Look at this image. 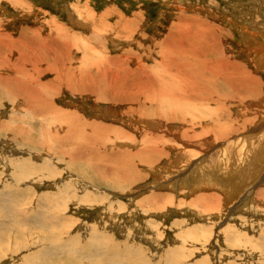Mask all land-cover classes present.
Returning a JSON list of instances; mask_svg holds the SVG:
<instances>
[{
	"label": "rangeland",
	"instance_id": "rangeland-1",
	"mask_svg": "<svg viewBox=\"0 0 264 264\" xmlns=\"http://www.w3.org/2000/svg\"><path fill=\"white\" fill-rule=\"evenodd\" d=\"M213 32L224 54L246 67L260 83L256 99L247 98L244 105L229 107L225 113L214 111L210 100L184 99L187 80L208 54ZM193 33L199 35L195 40L190 37ZM170 59L172 65L167 67ZM181 62L190 64L191 71ZM47 64L50 73L43 72ZM141 64L155 77L151 87L138 92L145 106H137L123 94L117 99L123 88L111 87L109 78L128 76L123 82L129 90L134 69ZM0 75V125L11 127L0 131V264H72L76 259L90 264L89 255L101 263L118 255L119 264L122 259L123 264H264V199H259L264 192V146H260L264 144V0H0ZM6 76L13 84L8 82L10 89L2 84ZM47 82L50 85L42 89L41 84ZM74 82L89 91L97 87L95 91L107 100L75 93V86L80 87ZM31 84L49 97L38 92L40 100H53V108L31 105L28 109L20 89ZM48 87H53L52 95ZM178 94L179 99L175 98ZM196 97L210 96L205 91ZM50 110L53 117H49L53 115ZM168 111L182 119L170 120ZM60 112L69 114L62 117ZM184 128L185 139L180 136ZM58 129H72L70 135L84 130L88 148L72 142L66 146L59 139L55 145V138L63 135ZM213 132L214 137L218 135L215 140ZM156 134L163 140H154ZM161 143L167 154L152 164L143 163L147 158L151 161L146 146ZM64 146L69 150L62 155L59 151ZM140 148L139 158L145 159L130 158L136 164L133 174H141L139 179L117 153L137 154ZM65 153L76 165L70 160L68 164ZM89 156L91 163L86 160ZM203 182L214 188L197 189ZM204 195L215 200L208 205L196 202Z\"/></svg>",
	"mask_w": 264,
	"mask_h": 264
},
{
	"label": "bare ground",
	"instance_id": "bare-ground-1",
	"mask_svg": "<svg viewBox=\"0 0 264 264\" xmlns=\"http://www.w3.org/2000/svg\"><path fill=\"white\" fill-rule=\"evenodd\" d=\"M195 24H197V23H195ZM207 24V23H206ZM208 25V24H207ZM206 26V25H205ZM213 27V26H212ZM208 28H211V27H208ZM198 31H202V30H198ZM207 31H213V30H208L207 29ZM197 36H199L197 33H193V34H191L190 35V37H196L197 38ZM201 36V35H200ZM182 38L183 37H180V42H181V40H182ZM194 39V38H193ZM199 39L201 40V38L199 37ZM195 40V39H194ZM208 42H211V43H208V54L206 53L205 54V58H204V60H199V62L198 63H200V64H197V66H195V67H197L198 68V70H197V72L196 71H191V70H189V67L192 69V67L190 66V64L188 65V64H184L183 65V63L181 62V63H179L180 65H182V67L183 66H185V65H187L188 66V70L189 71H191L190 73L191 74H194L193 76H191V78L189 79V80H187V82H189V84L188 85H186L187 87V90L185 91V93L184 94H186V97H184V99L185 100H187L186 102H188V101H191V102H194L195 100L197 101V102H199V101H202V100H210V101H212L213 102V104L215 105V106H217L216 108H215V106L213 107V109H215L214 111H216V109H217V111L216 112H221V113H225L224 111H227V109H229V107H232V106H234V105H244L242 102H244V100H246L247 98H249V99H251V100H254V99H256L255 97L256 96H258V93L260 92V88H259V86H260V83H259V80L257 79V78H255V77H253L252 75H251V73H249L248 72V70L246 69V67H244L242 64H240L238 61H235L234 60V58H229L228 56H226L225 54H224V52H223V50H222V48L220 47V44H219V40H218V35L216 34V32H213L212 33V35H211V37H210V39L208 40ZM163 44V43H162ZM187 44V43H186ZM181 45V44H180ZM186 46V45H185ZM184 46V47H185ZM190 47V46H189ZM41 49V48H40ZM183 49V46L181 45V49H179V54H180V51ZM166 50V49H165ZM190 50V49H189ZM196 51V50H195ZM52 52V51H51ZM50 52V53H51ZM175 52H177V51H175ZM172 53V52H171ZM178 53V52H177ZM182 53V52H181ZM193 53V52H192ZM177 55V54H176ZM180 55H182V54H180ZM202 55V54H201ZM28 57V56H27ZM119 57V56H118ZM166 56H164V58H165ZM177 57H178V55H177ZM182 57H184V55L182 56ZM24 58V57H23ZM163 58V57H162ZM28 59H30V57H28ZM176 59V58H175ZM24 60V59H23ZM174 60V59H173ZM181 59H179V61H180ZM54 61V60H53ZM171 59H170V61H167V63L165 64L167 67H170L171 65H172V63H171ZM188 61H190V60H188ZM31 62V61H30ZM55 62V61H54ZM111 62V61H110ZM186 61H184V63H185ZM192 62V61H191ZM66 63V62H65ZM112 63V62H111ZM174 63H176V62H174ZM173 63V64H174ZM186 63H189V62H186ZM195 63V62H194ZM194 63H193V65H194ZM14 64V63H13ZM12 64V65H13ZM177 64V63H176ZM175 64V65H176ZM192 64V63H191ZM18 65V64H17ZM37 65V64H36ZM178 65V64H177ZM27 66V65H26ZM40 66V65H39ZM181 67V68H182ZM194 67V66H193ZM34 68V67H33ZM45 68V67H44ZM164 68V67H163ZM174 68V67H173ZM178 68H179V65H178ZM183 68H185V67H183ZM25 69V68H24ZM51 65L50 64H47L46 65V68H45V71H43V72H49V71H51ZM147 68L144 66V65H137L136 66V68L134 69V79L133 80H131L130 82H131V84H130V89L128 90L127 89V84H125L124 82H123V79H126L128 76H111L109 79H110V81H111V87H113L114 89H122L123 88V91L121 92V93H118L117 94V96L119 97V98H117V99H120L121 100V94H123L124 95V98H129V99H134L133 101H132V103L133 102H135V104L138 106V105H142V106H145V102L144 101H146L145 99H144V101H140L139 100V98L137 97V95H138V92H141V90H143V89H145L146 87H151L152 85H153V83H154V78L155 77H153V75H151L150 73H148L149 71L148 70H146ZM176 69V68H175ZM194 69V68H193ZM178 70V69H177ZM182 71H183V69H181ZM180 70V71H181ZM11 71V70H10ZM21 71V70H20ZM56 71V70H55ZM54 71V72H55ZM101 71V70H100ZM108 71V70H107ZM165 71L166 72H168L169 70L166 68L165 69ZM176 71V70H175ZM202 71V72H201ZM40 72V71H39ZM96 72V71H95ZM98 72V71H97ZM160 72H162V71H160ZM170 72V71H169ZM177 72V71H176ZM178 72H179V70H178ZM194 72V73H193ZM200 72L202 73L201 75H199L200 74ZM203 72H205L204 74H203ZM27 73V72H26ZM25 73V74H26ZM31 73V72H30ZM50 73V72H49ZM163 73V72H162ZM186 73V72H185ZM36 74V73H35ZM56 74V73H55ZM183 74V73H182ZM188 74V73H187ZM156 75V74H155ZM180 75V74H179ZM12 76V75H11ZM17 76V75H16ZM71 76V75H70ZM74 76V75H73ZM143 76H146V78H145V80H143ZM185 76V75H184ZM0 77H1V75H0ZM188 78H189V75L187 76ZM186 77V78H187ZM198 77V81H197V78ZM3 78V75H2V77L0 78V79H2ZM27 78V77H26ZM59 78V77H58ZM95 78L97 79H99L100 78V73L98 72V74L97 75H95ZM165 78H167V77H165L164 76V79ZM71 79H72V77H71ZM75 79V78H74ZM79 78L77 77V80H78ZM168 79V78H167ZM27 80H29V79H27ZM196 80V81H195ZM14 81V80H13ZM30 81V80H29ZM38 81V80H37ZM36 81V82H37ZM52 81H54V80H52ZM59 81V80H58ZM71 81V80H70ZM165 81V80H164ZM177 81V80H176ZM179 81V80H178ZM8 82H9V84H11V86L13 85L12 83H11V81L9 80L8 81V79H7V76L2 80V84H3V86H6L8 89H10L9 88V85H8ZM15 82V81H14ZM20 82V81H19ZM26 82H28V81H26ZM35 82V81H34ZM41 82V81H40ZM167 82H170L169 80L167 81ZM174 82V81H173ZM30 83V82H29ZM42 83V82H41ZM54 83V82H53ZM72 83H73V81H72ZM76 85H78L77 87H80V88H77V89H75L76 88V86H75V88H74V91H75V93L77 92H82L83 94L82 95H92V96H94V97H99V98H97V99H101V100H104V99H106L107 100V96H105L103 93H101V92H99V91H95L96 89H97V87H96V89H91L90 91H89V89H87L88 87L86 86V88L85 87H82L81 86V84H79L80 82H74ZM91 83V82H90ZM166 83V82H165ZM180 83V85H182L181 84V82H179ZM178 83V84H179ZM35 84V83H34ZM55 84V83H54ZM57 84H59V83H57ZM110 84V83H109ZM164 84V83H163ZM175 84H177V83H175ZM177 84V85H178ZM184 84H185V82H184ZM193 84H196V85H198V86H200V88H195L196 86L195 85H193ZM36 85V84H35ZM50 85V82H47V83H44V84H41V88L42 89H47V86H49ZM60 85V84H59ZM62 85V84H61ZM73 85V84H72ZM82 85H85V83H83ZM87 85V84H86ZM157 84H155L154 86H156ZM165 85V84H164ZM31 86L32 87H29L28 89H26V87L25 88H23V89H20L21 91H22V93L24 94V98H25V100H26V104H27V107H28V109L29 110H31V108H33V107H37V106H39V105H42L41 106V110H42V108H44V107H46L47 109H49V106H52V105H50V102L52 103L53 102V100L51 101H49L48 99H43V97H41V99L42 100H40V97H39V93L38 92H40L41 90H40V88L39 89H37L34 85H32L31 84ZM37 86H38V83H37ZM65 86V85H64ZM153 86V87H154ZM183 86V85H182ZM195 86V87H194ZM39 87V86H38ZM93 87V86H92ZM172 87V86H171ZM175 87V86H174ZM51 88H53V87H51ZM51 88L49 89V87H48V89L49 90H51ZM55 88V87H54ZM83 88V89H82ZM177 88H179V86H177ZM176 88V89H177ZM182 88V87H181ZM184 89V88H183ZM210 89V90H209ZM40 90V91H39ZM48 90V91H49ZM68 90V89H67ZM128 90V91H127ZM153 90V89H152ZM156 90V89H155ZM185 90V89H184ZM183 90V91H184ZM16 91V90H15ZM47 90H46V93L48 92ZM74 91L72 92V93H74ZM93 91H95V92H93ZM113 91V90H112ZM158 91V90H157ZM181 91V90H180ZM180 91H175L176 93H179ZM182 91V92H183ZM205 91H207L208 93H209V96L210 97H208V98H204V99H201L200 97V99L198 98V97H196V96H201ZM10 92V91H9ZM17 92V91H16ZM52 90L50 91V93L49 94H51L52 95ZM54 92V91H53ZM71 92V91H70ZM159 92V91H158ZM175 92H173V93H175ZM182 92H180V93H182ZM41 93V92H40ZM42 93H44V92H42ZM42 93H41V95H42ZM56 93V92H55ZM55 93H53V96H54V94ZM74 93V94H75ZM86 93H88V94H86ZM116 93V92H115ZM8 94H11V92L10 93H8ZM81 93H79V95H80ZM108 94V93H107ZM141 94V93H140ZM145 94V93H144ZM154 94V93H153ZM261 93H259V95H260ZM17 95V94H16ZM51 95H50V97H51ZM56 95V94H55ZM147 95V94H146ZM152 95V94H151ZM168 95V94H167ZM12 96H13V93H12ZM44 97L46 96V97H48V95L46 94L45 95V93H44V95H43ZM116 96V97H117ZM155 96H156V93H155ZM154 96V97H155ZM158 96V95H157ZM164 96V98H165V96L166 95H163ZM176 96H179V94L178 95H175V98H177ZM180 96H181V94H180ZM183 96H185V95H183L182 94V97ZM115 97V98H116ZM168 97V96H167ZM173 97H174V94H173ZM254 98V99H252V98ZM49 98V97H48ZM152 98V97H151ZM158 98V97H157ZM161 98L162 97H160V100H161ZM171 98V97H170ZM197 98H198V100H197ZM18 99V98H17ZM20 99H21V97H20ZM97 99H96V101H97ZM150 99V98H149ZM159 99V98H158ZM167 99H169V98H167ZM172 99H174V98H172ZM177 99H179V98H177ZM177 99H174V100H177ZM183 99V98H182ZM181 99V100H182ZM105 100V101H106ZM123 100V99H122ZM142 100V99H141ZM151 100H153V99H151ZM156 100V99H155ZM162 100H164V99H162ZM161 100V101H162ZM39 101H40V103H39ZM148 101V100H147ZM150 101V100H149ZM148 101V102H149ZM179 101V100H178ZM195 101V102H196ZM108 102V101H107ZM124 102H126V103H129L130 104V102L129 101H124ZM151 102V101H150ZM171 101H170V99H169V103H170ZM177 102V101H176ZM194 102V103H195ZM247 102V101H246ZM118 103V102H117ZM121 103H123V102H121ZM120 103V104H121ZM153 102H151V104H152ZM158 103V102H157ZM160 103V102H159ZM168 103V102H167ZM166 103V104H167ZM171 103H173V102H171ZM245 103V102H244ZM149 104V103H148ZM155 104V103H154ZM165 104V105H166ZM174 104V103H173ZM177 104V103H176ZM184 104V103H183ZM31 105H34L33 107L31 106ZM177 105H179V104H177ZM181 105V104H180ZM188 105V104H187ZM150 106V105H149ZM156 106V105H155ZM157 106H160L159 104L157 105ZM164 106V105H163ZM185 106H186V103H185ZM133 107H135V106H133ZM152 107V106H151ZM150 107V108H151ZM168 107V106H167ZM174 107V106H173ZM171 108V109H174V108H176V107H174V108ZM177 107H179V106H177ZM182 107V106H181ZM184 107V106H183ZM39 108V107H38ZM52 108H53V106H52ZM136 108H138V107H136ZM158 108H160V107H158ZM165 108V107H164ZM170 108V107H169ZM186 108H188V106H186ZM46 109V110H47ZM170 109V110H171ZM180 109V108H179ZM183 109H185V107L184 108H182V110ZM139 110H140V108H139ZM143 110V109H142ZM150 110V109H149ZM155 110H158V109H155ZM167 110H168V108H167ZM52 111H53V109H52ZM131 111V110H130ZM144 111V110H143ZM164 111L166 112V109H164ZM176 111H177V109H176ZM180 111V110H179ZM184 111V110H183ZM25 112V111H24ZM50 112V115L53 113H51V110L49 111ZM121 112V111H120ZM158 112V111H157ZM156 112V113H157ZM160 112H163L162 110L160 111ZM164 112V113H165ZM171 112V111H170ZM180 112H182V111H180ZM213 112V111H212ZM213 113V114H217V113ZM63 113H65V112H63ZM63 113L61 114V112H60V114L62 115V117H63ZM72 113V112H71ZM70 113V114H71ZM154 113H155V111H154ZM163 113V114H164ZM172 113H174V111L172 110ZM172 113H169V111H168V114L169 115H171V117H172V119L170 118V116H168V115H166V116H168V118L170 119V120H175V117L176 118H178L179 116L178 115H180V114H178L177 112H175V114H174V116H173V114ZM221 113H220V116H221ZM66 115H68L69 113H65ZM64 114V116H66ZM75 114V113H74ZM127 114V113H126ZM132 114V113H131ZM146 114V113H145ZM152 114V113H151ZM161 114V113H160ZM185 114V113H184ZM228 114V113H227ZM227 114H224V115H227ZM58 115V114H57ZM153 115V114H152ZM156 115V114H155ZM30 116V115H29ZM54 116V113H53V115H51V116H49V117H53ZM165 116V119L167 118ZM178 116V117H177ZM181 116V115H180ZM186 115H184V117H185ZM218 116V115H217ZM228 116V115H227ZM23 117V116H22ZM70 117V116H69ZM150 117H152V116H150ZM20 118V117H19ZM23 118H25V117H23ZM55 118H58V117H56L55 116ZM60 118V117H59ZM162 118V117H161ZM180 119H182L181 117H179ZM225 118L226 119H228L226 116H225ZM20 119H22V118H20ZM51 119V118H50ZM53 120H54V118H52ZM62 119V118H61ZM66 119V118H65ZM77 119V118H76ZM164 119V118H163ZM163 119H161V120H163ZM232 119V118H231ZM24 120V119H23ZM58 120V119H57ZM56 120V121H57ZM70 120V119H69ZM69 120H68V122H69ZM78 120H80V119H78ZM77 120V121H78ZM83 122H84V120H83V117H82V119H81ZM167 120V119H166ZM166 120H163V121H165V124H166ZM196 120V119H195ZM195 120H193V122H194V124L196 125V122H195ZM217 120V119H216ZM41 121V120H40ZM56 121H52L53 123L54 122H56ZM59 121V120H58ZM61 121V120H60ZM63 121H64V119H63ZM62 121V122H63ZM74 121V120H73ZM72 121V122H73ZM76 121V122H77ZM87 121V120H86ZM86 121H85V123H84V125H88V124H86ZM89 121V120H88ZM93 121V120H92ZM149 121V120H148ZM148 121L146 122V123H148ZM158 121V120H157ZM160 121V120H159ZM163 121H161V122H163ZM197 121V120H196ZM218 122H220L219 120H217ZM226 121V120H225ZM43 122V121H42ZM66 122H67V120H66ZM72 122H70V123H72ZM91 122V121H90ZM89 122V123H90ZM94 122V121H93ZM142 122L144 123V121L142 120ZM167 122H170V121H167ZM193 122H192V124H193ZM224 122V121H223ZM244 122H247V123H249V120H247V121H244ZM24 123V122H23ZM69 123V124H70ZM81 123V122H80ZM78 124V122L76 123V124H78L79 126L81 125V124ZM88 123V122H87ZM149 123H152V122H149ZM148 123V124H149ZM156 123V122H155ZM154 123V124H155ZM200 123V122H199ZM222 123V122H221ZM227 123V122H226ZM234 123V122H233ZM240 123V122H239ZM56 124V123H55ZM61 124V123H60ZM67 124V123H66ZM92 124H94L95 125V122L94 123H92ZM91 124V125H92ZM97 124V123H96ZM153 124V123H152ZM151 124V125H152ZM218 124V123H217ZM235 124V123H234ZM237 124V123H236ZM47 125V124H46ZM52 125V124H51ZM51 125H48V126H50L51 127ZM59 125V124H58ZM58 125L56 124V127L58 128ZM64 125V124H63ZM62 125V126H63ZM68 125V124H67ZM66 125V126H67ZM72 125H73V123H72ZM90 125V124H89ZM94 125H93V127H94ZM156 125V124H155ZM164 125V124H163ZM199 125V124H198ZM216 125V124H215ZM221 125V124H220ZM223 125V124H222ZM232 125V124H231ZM230 125V126H231ZM239 125V124H238ZM243 125V124H242ZM245 125V124H244ZM243 125V126H244ZM23 126V125H22ZM43 126H45V125H43ZM65 126V125H64ZM77 126V125H76ZM102 126V125H101ZM104 126V125H103ZM102 126V127H103ZM154 126V125H153ZM165 126V125H164ZM193 126V125H192ZM224 126V125H223ZM5 127V128H4ZM10 126H8V125H5V123H2L1 125H0V131H5V129H8ZM16 127V126H15ZM60 127V126H59ZM68 127H69V125H68ZM78 127V126H77ZM84 127V126H83ZM82 127V128H83ZM92 126H91V128L90 129H92L93 128ZM99 127V126H98ZM98 127H97V130H98ZM114 127V126H113ZM155 127H158V125H156ZM161 127V126H160ZM201 127V126H200ZM199 127V128H200ZM205 127V129L208 131V128H206V126H204ZM217 127H219L218 125H217ZM217 127H215L216 129H217ZM232 127V126H231ZM231 127H229L230 128V131L232 130L231 129ZM242 127V126H241ZM11 128V127H10ZM13 128H14V126H13ZM29 128V127H28ZM44 128H46V126L44 127ZM52 128V127H51ZM63 128V127H62ZM75 128V127H74ZM80 128V127H79ZM85 129H86V127H84ZM83 128V129H84ZM101 128V127H100ZM99 128V129H100ZM104 128V127H103ZM102 128V129H103ZM105 128H107L106 126H105ZM104 128V129H105ZM109 128V127H108ZM107 128V129H108ZM187 128H189L188 126H187ZM186 128V129H187ZM202 128H203V126H202ZM210 128V127H209ZM213 128H214V126H213ZM213 128H212V130H213ZM224 129V127H221L220 129V132H217V133H221V131ZM1 129H4V130H1ZM73 129V128H72ZM71 129V130H72ZM88 129V128H87ZM171 129V128H170ZM185 129V128H184ZM183 130L182 129V131H183V133H182V135H180L181 136V138H184L183 137V135L186 133V131L187 130ZM211 129V128H210ZM209 129V130H210ZM228 129V128H227ZM236 129H238V130H240V129H242V128H236ZM57 130V129H56ZM61 129H58V132H62V136L60 135V137H56L55 138V141H53V143L55 142V145H56V142L58 141V139L59 140H61V141H64V144H66V146L67 145H70V143L72 142L74 145L75 144H80V145H85L86 144V146L85 147H87V145H88V141H89V136H86L87 135V133L86 134H82V131H84V130H82L81 132H75L74 130V132L70 135L69 133H70V131L69 132H67V130L66 131H64L65 129H63V130H61ZM96 130V131H97ZM101 130V129H100ZM106 130V129H105ZM167 130V129H166ZM205 130V133L207 132ZM211 130V131H212ZM215 130V129H214ZM12 131V130H11ZM30 131V130H29ZM39 131V130H38ZM42 131H43V129H42ZM44 131H46L45 129H44ZM104 131V130H103ZM119 131V130H118ZM151 131V130H150ZM200 131H202V129L201 130H199V132ZM218 131H219V128H218ZM227 131V130H226ZM230 131H229V133H230ZM55 132H57V131H55ZM57 132V133H58ZM72 132V131H71ZM90 132V131H89ZM98 132V131H97ZM100 132V131H99ZM114 132V131H113ZM125 132V131H124ZM149 132V131H148ZM160 132V131H159ZM177 132V131H176ZM203 132V131H202ZM209 132V131H208ZM254 132H256V131H254ZM18 133H20V131L18 132ZM17 133V134H18ZM43 133V132H42ZM46 133H47V131H46ZM56 133V134H57ZM84 133H85V131H84ZM111 133V132H110ZM145 133V132H144ZM144 133H143V135H144ZM197 133V132H196ZM204 133V132H203ZM14 134V133H13ZM17 134H15V135H17ZM28 134V133H27ZM44 134V133H43ZM60 134V133H59ZM90 134V133H89ZM92 134V133H91ZM94 134V133H93ZM97 134V133H96ZM95 134V135H96ZM99 134V133H98ZM116 133H114V134H112V136L113 135H115ZM120 133H118V135H119ZM127 134V133H126ZM149 134H151V133H149ZM155 134V133H154ZM153 134V135H154ZM158 134V133H157ZM156 134V135H157ZM192 134V133H191ZM190 134V135H191ZM210 135H211V133H209ZM236 134V133H235ZM58 135V134H57ZM95 135H93L94 137H95ZM106 136H107V133L105 134ZM104 135V136H105ZM109 136H110V134H108ZM156 135H155V138L156 139H154V140H163V138L162 137H159L158 135H157V137H156ZM163 135V134H162ZM170 135V134H169ZM171 135H173V134H171ZM175 135V134H174ZM193 135H195V134H193ZM199 135V134H198ZM200 135H202V134H200ZM224 135V134H223ZM13 136V135H12ZM92 136V137H93ZM97 136H99L100 137V135H96V137L95 138H97ZM106 136H105V139H107L106 138ZM116 136V135H115ZM128 136V135H127ZM149 136H151V135H149ZM161 136V135H160ZM164 137H165V134L163 135ZM205 137H206V135H204ZM215 136H216V134H215ZM218 136V135H217ZM216 136V137H217ZM253 136H254V134H253ZM21 137V136H20ZM54 137V136H53ZM90 137H91V135H90ZM98 137V138H99ZM117 137V136H116ZM152 137V136H151ZM169 137H171V136H169ZM174 137V136H173ZM173 137H171V138H173ZM188 137H190V136H188ZM209 137V136H208ZM207 137V138H208ZM212 137H214V132H213V135H212ZM216 137H214V140H215V138ZM220 137L222 138V136L220 135ZM219 137V138H220ZM229 137V136H228ZM252 137V136H251ZM262 137V136H261ZM97 138V139H98ZM109 138V137H108ZM111 138V137H110ZM119 138H120V136H119ZM118 138V139H119ZM122 138H124V137H122ZM166 138V137H165ZM164 138V139H165ZM175 138V137H174ZM173 138V139H174ZM191 138H193L192 136H191ZM195 138V137H194ZM223 138H225L224 136H223ZM226 138H227V135H226ZM53 139V138H52ZM76 139H78V142H77V140ZM113 139L115 140V138L113 137ZM112 139V140H113ZM117 139V138H116ZM117 139V140H118ZM127 139V138H126ZM142 139V138H141ZM145 139V138H144ZM167 139V138H166ZM185 139V138H184ZM183 139V140H184ZM188 139V138H187ZM213 139V138H212ZM99 140V139H98ZM111 140V139H110ZM111 140V141H112ZM146 140V139H145ZM168 140V139H167ZM196 140V139H195ZM201 140H203V138L201 139ZM206 140V139H205ZM242 140V139H241ZM41 141H43L42 139H41ZM103 141H104V139H103ZM120 141V140H119ZM118 141V142H119ZM156 141V142H157ZM194 141V140H193ZM192 141V142H193ZM45 142V141H44ZM43 142V144H45ZM100 142H101V139H100ZM148 142H150V140L148 141ZM152 142V141H151ZM155 142V143H156ZM165 142V141H164ZM163 142V143H164ZM172 142H174V140L172 141ZM200 142V141H199ZM214 142V141H213ZM260 142H261V139H260ZM50 143H51V141H50ZM94 143L95 142H93L92 144L94 145ZM105 143H107V142H105ZM108 143H109V141H108ZM169 143V142H168ZM215 143V142H214ZM57 144H58V142H57ZM90 144V143H89ZM98 144V143H97ZM162 144V143H161ZM161 144H155V145H153L151 148H147V146L146 145H144V146H146V148L145 147H143V148H145V150H148V154H151V161H147V160H150V159H145V158H143V159H145L144 160V162L143 163H149V164H152V163H154V160H156V158H161L162 157V155L164 154V155H166L167 154V150H166V148L163 146V144H162V146H160ZM164 144H166V143H164ZM172 144H174V143H172ZM117 145V144H116ZM98 146V145H97ZM99 146L100 147H103L104 145H103V143H102V145H101V143L99 144ZM260 146H264V144L262 145H260ZM73 147V146H72ZM75 147H76V145H75ZM78 148L80 147V146H77ZM91 147H93V146H91ZM100 147H99V149H100ZM124 147V146H123ZM135 147V146H134ZM33 148H35L36 150H37V148L38 147H33ZM77 148V149H78ZM84 147H81V150L83 149ZM88 148V147H87ZM86 148V150H88ZM118 148V147H117ZM129 148V147H128ZM67 149V151L69 150L67 147L65 148V146L63 147V149H61L60 151H59V153H63V152H65V150ZM74 149V148H73ZM76 149V148H75ZM130 149V148H129ZM135 149V148H134ZM262 149V148H261ZM85 150V151H86ZM91 150V149H90ZM105 150V149H104ZM140 150H141V152L139 151V150H137L136 151V153L137 154H135V152H132V153H134V154H131L130 152H128V151H126V150H124V152H120L119 153V151H118V153L117 154H119L118 156L119 157H121V161H123V162H126V161H128V167H131V174H132V176H135L134 178H141V174H133V172H135L134 171V168L136 167V164L135 163H133L134 161H133V159L132 160H130V158H132L131 157V155H136V156H138L137 157V161H141V160H143V159H141V158H139V156L140 155H142V149L140 148ZM144 150V149H143ZM144 150V151H145ZM263 150V149H262ZM43 151H45L46 152V150H43ZM70 151H71V149H70ZM84 150H83V152H85ZM99 151V150H98ZM101 151H102V148H101ZM139 151V152H138ZM226 151V150H225ZM259 151V150H258ZM261 151V150H260ZM71 152H75L74 150L73 151H71ZM105 152V151H104ZM147 152V151H146ZM146 152H144V153H146ZM189 152V151H188ZM187 152V153H188ZM263 152V151H262ZM68 153V152H67ZM67 153H65V157L68 159V164L69 163H71V162H69V160L70 161H72L71 160V156H67L66 154ZM100 153V152H99ZM64 154V153H63ZM62 154V155H63ZM147 154V153H146ZM189 154V153H188ZM69 155V154H68ZM84 155V154H83ZM110 155H113V154H110ZM163 155V156H164ZM191 155H193V154H191ZM52 156V155H51ZM97 156V155H96ZM106 156V155H105ZM250 156H252V155H250ZM253 156H254V153H253ZM255 156H257L256 154H255ZM53 157V156H52ZM76 157V156H75ZM85 157H87V156H85ZM90 157V156H89ZM103 157V156H102ZM118 157V158H119ZM143 157H145V156H143ZM146 157H147V155H146ZM192 157V156H191ZM194 157V156H193ZM217 157V156H216ZM55 158V157H54ZM91 158L92 157H90V159H86V160H90V163H91ZM149 158H150V156H149ZM215 158V157H214ZM257 158V157H256ZM76 159V158H75ZM120 159V158H119ZM141 159V160H140ZM217 159V158H216ZM233 159V158H232ZM259 159V158H258ZM112 160H114V159H112ZM117 160V159H116ZM136 160V159H135ZM213 160V159H212ZM75 161V160H74ZM74 161H72V162H74ZM83 161V160H82ZM103 161V160H102ZM133 161V162H132ZM53 162V161H52ZM81 162V161H80ZM92 162H93V160H92ZM116 162V161H115ZM142 162V161H141ZM75 163V164H74ZM73 164L74 165H76V163L77 162H74ZM102 163V162H101ZM117 163V162H116ZM137 163V162H136ZM227 163V162H226ZM72 164V163H71ZM70 164V165H71ZM79 164V163H78ZM95 164V163H94ZM98 164V163H97ZM97 164H96V167H98L97 166ZM106 164V163H105ZM120 164V163H119ZM123 164V163H122ZM121 164V165H122ZM141 164V163H140ZM74 165H73V167H74ZM84 165V164H83ZM89 165V164H88ZM91 165V164H90ZM101 165V164H100ZM118 165V164H117ZM125 165V164H124ZM130 165V166H129ZM145 165V164H144ZM212 165V164H211ZM254 165V164H253ZM67 166V165H66ZM104 166V165H103ZM126 166V165H125ZM150 166V165H149ZM256 165H254V166H252V167H255ZM78 167V166H77ZM85 167V166H84ZM105 167H107V165L105 166ZM127 167V168H128ZM257 167V166H256ZM255 167V168H256ZM75 168V167H74ZM83 168V167H82ZM98 168H100V167H98ZM118 168V167H117ZM124 168H126V167H124ZM89 169H90V167H89ZM88 169V170H89ZM121 169H123V168H121ZM257 169V168H256ZM100 170V169H99ZM111 170V169H110ZM119 170V169H118ZM78 171V170H77ZM91 171V170H90ZM95 171V169L93 168V172ZM253 171H255V170H253ZM257 171V170H256ZM251 172V171H250ZM101 173V172H100ZM125 173H127V172H125ZM141 173V172H140ZM25 174V173H24ZM109 174V173H108ZM107 174V175H108ZM117 174V173H116ZM143 174V173H142ZM94 175H95V172H94ZM99 175V174H98ZM111 175V174H110ZM122 175L123 174H120V175H118L117 174V176H120V177H122ZM128 175V174H127ZM235 175V174H234ZM233 175V176H234ZM112 176V175H111ZM129 176V175H128ZM52 177V176H51ZM80 177V176H79ZM103 177V176H102ZM114 177V176H113ZM130 177V176H129ZM27 177H25V179H26ZM105 178V177H104ZM106 178H108V177H106ZM112 178V177H111ZM122 178H127V180L129 179L128 177H122ZM142 178H144V177H142ZM168 179V178H167ZM37 180V179H36ZM39 180V179H38ZM94 180V179H93ZM119 180V179H118ZM138 180V179H137ZM104 181H105V179H104ZM128 181H131L130 179L128 180ZM225 181V180H224ZM91 182H93V181H91ZM108 182V181H107ZM122 182V181H121ZM120 183V182H119ZM105 184H106V181H105ZM203 184H205L204 182L203 183H201L200 185H201V187L200 188H197V189H210V188H214V186H211V183L210 182H207L206 183V186H204ZM226 184V183H225ZM115 185H117V184H115ZM129 185V184H128ZM231 185V184H230ZM124 186V185H123ZM197 186H198V184H197ZM66 191H69V190H66ZM155 194V193H154ZM153 193L151 194V195H154ZM156 195H158V194H156ZM258 195H260V194H258ZM150 196V195H149ZM149 196H147V197H149ZM9 199V198H8ZM213 199L215 200V198H214V196H207V195H204V196H201V197H199V198H197V200H196V202L197 201H201L203 204H207L208 205V203H210V202H212L213 201ZM259 199H264V192H262V196L261 197H259ZM194 202V201H193ZM200 202V203H201ZM218 204V202H214V204ZM192 204V203H191ZM212 204H210V206H211ZM156 209V208H155ZM42 222V221H41ZM41 222H40V224H39V229H40V225H42L41 224ZM37 223H38V221H37ZM43 223V222H42ZM47 224V223H46ZM44 225V224H43ZM54 226V225H53ZM43 229H44V226H41ZM49 227V226H48ZM47 227V228H48ZM41 228V229H42ZM46 228V229H47ZM55 229V228H54ZM44 231V230H43ZM25 233V232H24ZM3 239H1V241H2ZM59 249V248H58ZM92 252V251H91ZM132 252V251H131ZM131 252H129V254H131ZM89 253V252H88ZM103 253V252H102ZM84 254V253H83ZM91 254V253H90ZM94 254V253H93ZM119 254V253H118ZM100 255V254H99ZM114 255V254H113ZM90 256V255H89ZM89 256H88V262L90 263V264H119L120 262H121V260L119 259L120 257L118 256V255H116V256H111V257H108V258H103L102 260L103 261H105L104 263H101L100 262V260H96V257L95 256H93V255H91V256H93L94 257V259H92V258H89ZM97 256V255H96ZM102 257V256H101ZM100 257V258H101ZM129 257H130V255H129ZM81 259H84V258H81ZM126 259V261H129L130 259L128 258V257H126L125 258ZM93 260V261H92ZM84 261V260H83ZM122 261H123V263H124V260L122 259ZM71 263L72 264H80V259H76V260H74L73 262L71 261ZM122 263V264H123ZM88 264V263H87ZM132 264V263H131Z\"/></svg>",
	"mask_w": 264,
	"mask_h": 264
}]
</instances>
